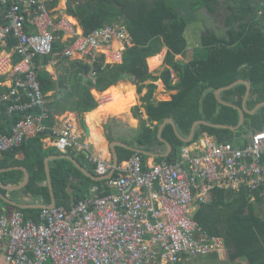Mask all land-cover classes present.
I'll return each mask as SVG.
<instances>
[{
    "label": "built area",
    "instance_id": "obj_1",
    "mask_svg": "<svg viewBox=\"0 0 264 264\" xmlns=\"http://www.w3.org/2000/svg\"><path fill=\"white\" fill-rule=\"evenodd\" d=\"M54 0H0L7 23L0 24V45L18 56L15 78L0 96L9 114L21 118L10 134L0 133V153L19 147L48 128V100L38 79L35 59L81 55L94 64L115 39L123 46L133 37L123 22L105 24L90 33L67 17H56ZM56 45L59 48L56 49ZM116 50L114 61L121 59ZM92 76L96 75L92 68ZM62 152H85L98 175H108L115 192L93 193L72 207H43L37 218L16 208L0 215V264H185L225 248L193 217L216 188L244 189L250 202L264 184V129L243 146L205 140L203 149L182 148L181 159L147 165L136 152L116 166L90 152L70 124L51 126Z\"/></svg>",
    "mask_w": 264,
    "mask_h": 264
},
{
    "label": "trees",
    "instance_id": "obj_2",
    "mask_svg": "<svg viewBox=\"0 0 264 264\" xmlns=\"http://www.w3.org/2000/svg\"><path fill=\"white\" fill-rule=\"evenodd\" d=\"M67 6L68 13L79 20L84 33L125 20L134 41L124 51L121 63L105 64L104 56H99L94 62L96 75L93 78H88L90 65L74 64L77 68L75 79L80 88L77 86L71 96L78 97L73 109L80 113L98 106L90 90L92 87L102 91L125 76H130L141 92L146 80L159 78L150 72L148 58L168 47L165 63L178 73L179 79L173 82L169 67L163 70L160 77L167 88L178 92L171 100L157 101L153 98L157 86L149 85V91L142 100L150 124L143 123L137 131L134 145L138 148L159 153L166 148L159 137V128L167 118L174 120L184 137H188L193 124L202 119L213 124L237 126L240 121L238 108H243L248 90L244 82L230 86L238 80H247L251 84L246 101L249 110L264 101V0H152L151 4L147 0H68ZM219 6L224 14V28L221 30L213 25L212 20L206 26L193 59L189 62L176 60L175 56L183 54L188 46L185 36L187 27L208 18L205 9L210 13V18L215 19ZM5 9L6 6L0 3V15ZM55 47L59 48L58 45ZM49 56L45 57V62ZM40 57L35 61L38 62ZM38 79L44 93L55 85L45 70H38ZM222 87L226 88L220 96L227 103L220 102L216 94ZM6 91V88H1L0 96ZM6 107V103L0 106V132L3 133L11 132L21 118L19 113L9 115ZM263 129L264 106L253 114L245 113V120L236 131L200 123L190 142L181 139L173 124L167 123L162 130V137L172 145V151L167 157H158L157 161L175 164L181 158L182 148L198 140L204 133L220 142L241 145L243 136ZM44 135L28 139L19 147L4 152L0 158V168L26 166L30 172L26 190L32 196L42 197V203L47 205L51 202V194L45 159L60 151L45 148L42 141ZM118 151L121 161L134 154V151L122 146H118ZM18 153H23L24 157L18 158ZM141 155L143 159L146 158L144 154ZM85 157L84 153L77 155L79 160ZM50 168L57 207L68 208L86 198L94 185L99 187L100 195L112 192L105 188L104 180L96 181L86 176L67 158L51 160ZM88 169L94 172L91 165ZM23 178L22 170L0 174V181L4 184L17 185ZM69 188H73L72 193ZM5 192L2 190V193ZM254 194L255 201L250 202L244 189L237 192L216 188L208 203L196 206L193 214L196 222L208 233L224 238L225 248L205 257L193 258L185 264H197L204 259L213 264H264V216L257 212L258 206L264 203V184ZM5 205L0 197V215ZM19 209L27 218L34 219L40 211L37 208ZM223 252L227 255L224 260L220 258Z\"/></svg>",
    "mask_w": 264,
    "mask_h": 264
},
{
    "label": "crops",
    "instance_id": "obj_3",
    "mask_svg": "<svg viewBox=\"0 0 264 264\" xmlns=\"http://www.w3.org/2000/svg\"><path fill=\"white\" fill-rule=\"evenodd\" d=\"M67 3H68V0H54L52 2L51 6L55 10V16L56 17H67V18H69L70 20H72L73 22L76 23V26L80 31L84 32L82 26L80 25L79 20L75 16L68 13ZM5 11H6V9H5ZM5 11L2 13V15H0V24L7 23V20L5 19ZM205 15H208V18H205L206 20L205 19L200 20L201 22L199 21V23H203L202 21L207 22V19H211V21H210L211 23H212V20H214L213 25H217L218 28H220L221 30L224 28V26H223V24H224L223 15L224 14L222 13L220 6L217 8V10L215 12V19L210 18L209 12H207V13L205 12ZM116 22H118V21H116ZM121 22H123V24L125 25V20H122ZM210 22H208L207 24L205 23L203 25L200 24L201 26H194L192 28H189L188 32H189L190 36L194 37V39H193L194 40V42H193L194 47H192V49H190L189 46H187V48L183 54H178L175 56L176 60L189 62L190 60L193 59L195 49L201 45L202 35L206 32V26L211 24ZM113 23H115V22H113ZM194 23H196V22H194ZM126 28L128 30L127 26H126ZM196 29H198V32H196ZM192 30H194V31H192ZM186 32H187V29H186ZM186 32H185V36H187ZM186 39H187V37H186ZM187 42H188V39H187ZM133 44H134V41H133ZM116 50L122 51L121 59L119 61H114L113 57H112L113 53ZM125 50L126 49L123 46V43L120 40L115 39L113 44H112V47L107 50V53L103 54L104 63L105 64L121 63L122 58H123V53ZM167 52H168V47H164L160 53L148 58L147 61H148V66H149L150 72L155 76H159V78L157 80H152V79L146 80L144 82V87H143L141 92L138 91L137 83H135L131 79L130 76H125L124 78L118 80L116 83L110 85L107 89L102 90V91L98 90L97 88L92 87L90 90H91V93L94 96V98L97 100L98 106L91 111H87V112H83V113H80V111H78L77 109H73V105L78 100V97H73L71 95L74 93L73 90L76 89V87L78 86V84L76 83V79H75V72H76L77 68H76V65H74V64L77 62V63H84V64L89 65L88 59L81 56V55H75L73 57H62V58L56 60L55 58H53L50 55L49 56L50 58L48 59V61L45 62L44 59L46 56H41L39 58L38 62L35 61L37 66H38V70L39 69L45 70V72H47L49 74V76L53 79L54 84H55L53 88H50V89L45 91V95H46L47 100H48V107L50 110V118L48 120H46L48 128L46 130H44L43 133L38 135V136H40L42 134H45L44 137H42V141L44 143L45 148L54 149L55 151H60L55 146L56 137L52 133V131L50 130V127L55 126V125L56 126H63L66 123H68L72 127L73 131L77 135H79L81 140L87 141L90 144V152L91 153H94L96 155L101 156V158H103V160H105L106 162H110L113 165H117V164L125 161V160H123V161L120 160V152L118 151V146H122V147L129 149V150H132V151H134V154L136 152H138L140 154H144L146 156V158H144V159H145V163L147 165H152L155 162H159V161H157V158L160 156L167 157L170 154V152L172 151V149H170V147H169V145H171V144L162 137V130L167 123H172V122L165 123L163 127H162V125L166 120L170 119L173 121L172 124H173L175 132H176L177 127H176V124L172 118H167L160 124L159 137L166 144V148L163 149L161 151V153L154 152V151H145L141 148H138L136 145H134L136 142V134H137V131L140 129V126L143 123L150 124L149 123V117H148L146 108L144 106V102L142 100V97L144 95H146L149 91V85L155 84L157 86L153 92V98L157 101L171 100L172 97L178 92V90H176V89L167 88L163 79L160 77L163 70L166 67H169L172 71L173 82L175 83L179 79L178 73H176L170 66H168L165 63V57L167 55ZM18 59H19L18 56L15 55V53L11 49V46L6 48L5 46L0 45V92H1V88H6L8 91L10 86L12 85L13 80L15 78L13 66L15 65V63L18 62ZM90 66H91V70H92V68H94V64H93V66L92 65H90ZM90 73H91V71H90ZM90 73L88 74V76H90L88 78H93L94 76H92ZM81 75H83V74L81 73ZM217 92H218V90L216 91V94H217V97L219 99V97L221 98V96H220L221 91L219 92V94ZM129 100H130V103L128 104L126 109H119L120 107H123V105L126 103V101H129ZM224 102L227 103L226 101H224ZM6 112H7V110H6ZM198 121H201V120H198ZM203 121H205V120H203ZM206 122H208V121H206ZM156 123L157 122H154V124H156ZM208 123H210V122H208ZM203 124H205V123H203ZM210 124L215 126L213 123H210ZM206 125H208V124H206ZM13 127H12V129H13ZM86 128L88 129V132H87ZM195 130H196V128H195ZM233 131H236V130H233ZM11 132H12V130H11ZM11 132H9V133L0 132V133L10 134ZM191 132H192V130H191ZM194 134H195V131H194ZM252 135L243 136V138L241 139V145H236V146H243L250 139V137ZM34 137H37V136H34ZM34 137H31V138H34ZM188 137H184V138H188ZM193 137H194V135H193ZM193 137L191 140H189V141L185 140V141L190 142L193 140ZM31 138H28V139H31ZM28 139H26V140H28ZM205 140H214L216 142H220L214 136L209 135L208 133H204L198 140H196V141H194V142H192L189 145L184 146V147H188L189 151L191 153L195 154V153L199 152L200 149H203V147L205 145L204 144ZM4 152H6V151H4ZM4 152L0 153V158L3 157ZM80 153H84L86 157L79 160V158H77V155L78 154L80 155ZM181 154H182V152H181ZM17 157L21 159L24 157V154L18 153ZM56 158H67V159L71 160L74 163V165L82 173H84V172L77 166L76 163L80 164L82 167H84L87 171L94 174L95 176H101L102 177V175L97 174L94 163H92L87 158V154L85 152H76V151L62 152V151H60L59 154H50L45 159V170L47 167L46 162L48 161V166L50 168L51 160L56 159ZM126 160H128V159H126ZM89 165H91L94 168V172H92L88 169ZM22 167H24L28 170V168L26 166H23V165L0 168V170L5 169V168H12V169H7L1 173L7 172V171H12V170H22L24 172L23 180L17 185L4 184L3 182L0 181V197L6 203V205L3 208V212L1 214L7 213L10 208H16V209H19V208H24V209L37 208V209L41 210L43 207H39V206H41V205L46 206L45 204L42 203V200H43L42 197L38 198V197L32 196L26 190V186L29 183L30 179L25 186L15 188V187L21 185L25 180L26 172L22 169ZM28 172H29V170H28ZM46 174H47V170H46ZM84 174L86 176L90 177L86 173H84ZM29 175H30V172H29ZM47 178H48V174H47ZM90 178H92V177H90ZM50 179H51V168H50ZM92 179L96 180V181H103L104 180L106 182L105 188L110 189L112 191L111 193L115 192V189L108 185L107 180L109 178H101L99 180L94 179V178H92ZM75 181L76 180H74L72 183H74ZM51 182H52V179H51ZM48 183H49L50 194H51V202H50V204H51L53 196H52V192H51L49 178H48ZM2 190L6 191L5 194L2 193ZM241 190H243V189H241ZM53 191H54V187H53ZM239 191H237V192H239ZM69 192L72 193L73 188H69ZM94 192L100 194L99 193V187L97 185L92 186V188L90 190V194L88 196H90ZM54 195H55V191H54ZM55 199H56V197H55ZM11 202H15L17 205H13V204H11ZM50 204H47V205H50ZM73 205L74 204H71L70 207H72ZM55 207H57V205ZM70 207H68V208H70ZM62 208H65V207H62ZM68 208H65V209H68ZM195 210H194V212H195ZM194 212H193V214H194Z\"/></svg>",
    "mask_w": 264,
    "mask_h": 264
},
{
    "label": "water",
    "instance_id": "obj_4",
    "mask_svg": "<svg viewBox=\"0 0 264 264\" xmlns=\"http://www.w3.org/2000/svg\"><path fill=\"white\" fill-rule=\"evenodd\" d=\"M239 82H244V83H246V84H247V87H248V90H247V93H246V96H245V99H244V107H243V108H238L239 111H240V121H239L238 125H237V126H230V125L214 124L215 126H217V127L229 128V129H231V130H237L238 128H240V127L242 126V124H243V122H244V120H245V113H252V114H253V113H255L260 107L264 106V101H263V102H260L259 104H257V105L255 106V108L249 110V109L246 107V101H247V98H248L249 93H250V90H251V84H250V82L247 81V80H238V81L234 82L233 84H231L230 86H233V85H235V84H237V83H239ZM230 86H228V87H230ZM224 88H225V87L220 88V89L218 90L217 93L219 94V92L222 91ZM219 99H220L221 102L225 103L220 97H219ZM167 122H172V123H173L172 120L168 119V120H166V121L163 123L162 127H163L164 124L167 123ZM199 123H205V124L211 125L210 123H208V122H206V121H203V120L195 122L194 125H193V127H192V132H191V134H190V136H189L188 138H184L183 136H181L180 133L178 132L177 128L175 127V128H176V133H177L178 136H180V138L189 141V140L192 139V137H193V135H194L195 128H196V126H197ZM86 129H87V128H86ZM87 132H88V129H87ZM169 147H170V149H172V146H171V145H169ZM117 161H118V160H117ZM117 163H118V162H117ZM76 164H77V166H78V167H79L84 173H86V174L89 175L90 177H92V178H94V179H97V180H99V179H101V178H110V177H112L113 174H114V171H111L108 175H105V176H102V177H101V176H95L94 174H92V173H90L89 171H87V170H86L84 167H82L80 164H78V163H76ZM46 165H47L46 170H47V174H48V178H49V182H50V187H51V192H52V196H53V198H52V203H51L50 205H46V206H47V207H55V206H56V199H55V195H54V191H53V185H52V182H51V179H50V168H49V166H48V161L46 162ZM115 166H116V165H115ZM7 169H12V168L1 169V170H0V173L3 172V171H5V170H7ZM22 169L26 172L25 180H24V182H23L21 185L15 187V188H19V187H23V186H25V185L28 183L29 179H30V175H29L28 170H27L26 168H24V167H22ZM11 204H13V205H17L15 202H11ZM39 207H45V206H44V205H41V206H39Z\"/></svg>",
    "mask_w": 264,
    "mask_h": 264
},
{
    "label": "rangeland",
    "instance_id": "obj_5",
    "mask_svg": "<svg viewBox=\"0 0 264 264\" xmlns=\"http://www.w3.org/2000/svg\"><path fill=\"white\" fill-rule=\"evenodd\" d=\"M147 2L149 3V4H151V2H152V0H147ZM205 12L207 13L208 12V10L207 9H205ZM206 20V19H205ZM211 21V19H207V22H204V21H202L203 23H199V22H196V23H192V24H190L189 26H188V28H187V32H186V37H187V39H188V46H189V48L190 49H192V47H194V44H193V42H194V37H191L190 36V34H189V28H192V27H194V26H201V25H203V24H205V23H208V22H210ZM201 22V21H200ZM211 23V22H210ZM201 24V25H200ZM204 30V29H203ZM192 31H194V30H192ZM196 32H198V29H196ZM200 36V35H199ZM258 214H260V215H263L264 216V203L262 204V205H259L258 206ZM226 252V251H225ZM225 252H223L222 254H221V259L222 260H224V259H226L227 258V255H226V253ZM197 264H213L210 260H208V259H204V260H202L201 262H199V263H197Z\"/></svg>",
    "mask_w": 264,
    "mask_h": 264
},
{
    "label": "bare ground",
    "instance_id": "obj_6",
    "mask_svg": "<svg viewBox=\"0 0 264 264\" xmlns=\"http://www.w3.org/2000/svg\"><path fill=\"white\" fill-rule=\"evenodd\" d=\"M130 103V100L129 101H126V103L123 105V107H120L119 109H126L128 104ZM111 110V109H110ZM104 112V111H103ZM116 113V112H115Z\"/></svg>",
    "mask_w": 264,
    "mask_h": 264
}]
</instances>
